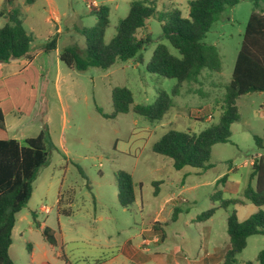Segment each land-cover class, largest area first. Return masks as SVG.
Masks as SVG:
<instances>
[{"label": "rangeland", "instance_id": "obj_1", "mask_svg": "<svg viewBox=\"0 0 264 264\" xmlns=\"http://www.w3.org/2000/svg\"><path fill=\"white\" fill-rule=\"evenodd\" d=\"M159 1L162 7L170 5L168 0ZM79 3L82 16L76 21L77 29L82 30L79 26L89 29L96 20L89 15L86 4L82 0ZM182 8L187 15L186 3H182ZM252 10V2L243 0L221 14L204 39L207 44L216 46L221 71L203 70L198 82L184 83L173 98V107L160 121L151 122L132 109L115 119L98 112L100 109L107 115L113 113L111 95L115 87H126L132 91L133 106L153 104L162 91L172 93L177 80L147 70L158 44H166L172 53L177 52L162 37L161 24L157 19H151L148 28L138 32L139 38L149 36L151 42L136 58L118 61L110 70H73L75 95L67 99L68 123L62 134L63 112L56 99L51 96L48 99L56 109L53 136L66 144L58 149H48L47 164L38 172L31 199L17 215L9 250L15 264H32L28 245L41 257H47L49 264H96L115 254L116 247H111L110 243L140 239V232L146 227L149 237L147 241L142 240L144 243L139 251L127 249L124 253L127 260L116 264H130L131 261L137 264H222L225 251L230 248L227 233L229 212L220 208L207 222L198 221L196 216L213 207L211 200L218 191L225 189V183H219L225 173L243 175L246 187L252 161L264 155V92L237 100L239 121L231 126L229 143L213 146L210 162L214 166L202 173L189 168L198 171L199 175L189 177L186 185H202L195 195L176 193L163 197L167 190L164 185L157 186L156 183L164 181L167 184L169 180L182 179L183 173L174 170L170 165L171 159L155 153L153 145L169 130L199 133L218 123ZM32 15L34 19L24 15L23 20L27 30L35 22L34 51L45 45L51 29L44 21L46 14L42 8L32 10ZM55 20L60 19L50 18L54 23ZM119 20L112 16L105 34L106 42L116 35ZM61 38L63 46H75L79 51H85L86 41L80 31L68 33L65 30ZM140 56L143 61L138 63ZM179 113L182 117L177 116ZM27 123L37 124L38 120L32 117ZM120 171L132 175L137 191L136 203L128 209L121 207L117 197L116 175ZM220 174L223 176L218 179L216 187H209V181ZM244 189L240 187L241 193L235 199L242 202L236 206L246 203ZM222 199H225L223 195ZM59 200L60 208L68 211L69 215L60 211ZM236 206H230L229 211ZM42 208L49 209V213L43 212ZM236 210L240 222L257 212L252 204ZM33 214L38 217L39 227L34 224ZM175 216L178 220L173 223ZM191 218L196 220L192 222ZM47 224L55 230L57 243L46 241L43 231ZM206 227L214 236L210 244L203 241L202 231ZM164 228L167 238L162 241ZM263 248L264 236H250L246 248L237 257V264H258L257 256ZM223 249V254L214 255L212 260L200 261V257H196L197 254L202 256L206 252L212 254Z\"/></svg>", "mask_w": 264, "mask_h": 264}, {"label": "trees", "instance_id": "obj_2", "mask_svg": "<svg viewBox=\"0 0 264 264\" xmlns=\"http://www.w3.org/2000/svg\"><path fill=\"white\" fill-rule=\"evenodd\" d=\"M243 0H190L188 15L183 16L179 8L158 5L157 0H134L130 3L128 15L116 25V35L105 41L110 27L109 8L99 6L92 10L96 24L82 30L86 48L84 52L75 46L60 50V60L72 70L85 72L91 68L107 70L118 61L136 58L151 42L138 37V32L147 28L151 19L161 24L162 37L177 51L172 53L169 46L160 43L156 46L147 66L148 72L161 77L175 79L177 84L172 93L160 92L151 105H134L133 93L126 87L112 90L114 111L111 115L98 112L106 118L115 119L119 114L134 113L151 122L160 121L173 107V98L186 82H198L203 70L220 72L221 60L216 46L207 44L204 39L212 25L228 8ZM253 4L231 80L224 96V108L217 124L199 133L180 130L167 131L154 145L153 151L171 159L175 171L186 168L208 171L214 164L210 162L213 146L227 144L231 140V126L239 121L237 100L246 95L264 92V0H249ZM32 0H28L30 4ZM6 23L0 29V63L27 57L34 41L24 27L22 9L15 0H6L0 10ZM57 40L47 42L43 50L56 49ZM143 60L141 56L138 63ZM0 129H5L4 117L0 110ZM259 142V140H257ZM260 146V145H259ZM55 147L51 142L46 124L35 138H27L24 145L15 140H0V264H15L9 250L13 243L12 233L17 215L28 204L33 194V184L39 170L47 164L48 149ZM118 201L122 208L128 209L137 198L135 183L131 174L120 171L116 175ZM224 175L219 183L226 181ZM156 185V184H155ZM219 203L200 215L198 221H207L220 208L229 212L227 233L230 248L222 264H237V257L247 246V239L253 235L264 236V155L255 160L249 176V184L244 191V200L258 208L248 219L240 222L236 210L230 206L241 204L237 199H222L217 192ZM61 201H58L59 209ZM64 214L70 213L60 210ZM43 234L46 240L54 243L48 228ZM258 264H264V248L257 256ZM249 264H253L250 262Z\"/></svg>", "mask_w": 264, "mask_h": 264}, {"label": "crops", "instance_id": "obj_3", "mask_svg": "<svg viewBox=\"0 0 264 264\" xmlns=\"http://www.w3.org/2000/svg\"><path fill=\"white\" fill-rule=\"evenodd\" d=\"M5 1L6 0H0V10L2 9ZM27 1L28 0H15L16 5L20 6L22 9V18L24 17V15H27V16H31L32 19H34V16L32 15V10L34 9L38 10V8L39 9L42 8L46 14L44 21L46 24L50 26L51 29L48 32L49 37L47 39V42L55 38L57 40V44L55 50H52L51 52H45L43 48L47 44V42L39 50L37 49L34 51L32 50L33 49L32 48L33 43H32L30 54L27 57L13 59L7 63H0V110L3 114L4 123H5V129L4 130L0 129V140H15L20 145H24V141L27 138L37 137L43 130L44 124H46L48 132L50 134L51 142L53 143L55 148L58 149L60 145L62 147H65L66 142L64 140H60V138L56 140L53 136L52 124L54 123V117H55L54 112L56 109L52 108V105L49 104L48 99L50 96L53 97L54 99L57 100V103L61 107V112H63V115H62V125L60 131L62 134L63 132H65L68 123L66 116V108L68 102L67 99H72V97L75 95L74 94L75 91L73 90L74 86L72 85V83H74L73 81L74 75L72 73L73 70L69 69L66 65H65L66 67H64L63 65L64 63L60 60V56H59L60 50L64 47H68L62 45L61 36L65 32V30L68 33H70L72 30L80 31L82 33V30L86 28H83V26H79L80 29L82 30L77 29L76 21L78 18H81L82 16V12L79 9L80 0H32L30 4H28ZM82 1L86 4V7L89 11L88 13L90 16H92L91 18L94 17L95 20L96 17L91 14L92 10L99 6H107L109 8V18L111 24L112 16H116L117 18L123 19L128 15L130 3L134 0H82ZM157 1H158V5L161 6L162 5L160 4L161 2L159 0ZM168 1L170 4L169 7L179 8L180 10L183 9L182 3L183 2L186 3V7L188 9L187 11H185V13H187L188 15V10H189L188 3L190 0H168ZM187 15L183 13V16L187 17ZM56 17L60 20L59 21L55 20L56 21L55 23L50 21V18H56ZM5 23H6V19L0 16V29L4 26ZM23 24H24V20H23ZM30 25H31L30 30H27L26 28L25 29L29 34L33 35L34 31H36L35 22H32V24ZM46 60L48 61V63ZM47 64L50 65L47 66ZM177 116L182 117V114L179 113ZM32 117H34L35 120H38L37 124L27 123V120L31 119ZM32 133H37V134L35 135ZM170 165L172 166V162ZM178 172L183 173L182 179L176 178L174 180H169L167 184H165L166 182L164 181H159L156 183L157 186L160 185L165 186L167 192L166 194L163 195V197H167L170 194L175 195L176 193L178 194L184 193L185 195L188 194L190 196L195 195L199 190L200 186H202L198 184L191 186L186 185V181L189 177L199 175L198 171L186 168ZM223 174H220L215 178H213L211 181H209L208 183L209 187H212V189H214L217 185L218 179L221 176H223ZM225 175L227 178L225 181V189L222 192L223 198L235 199L241 193L239 192L240 187H242V189L246 188L249 182L245 187V180L243 179L244 178L243 175L241 174L239 175L235 173L231 174L229 172L225 173ZM193 197L195 196H192V198ZM217 199H218L217 193L215 194L213 200H211L210 198V200L213 203V207L218 206V202L214 201ZM196 201L197 200H195L194 202ZM249 204L251 203H245L239 206L235 205L236 207H234V210H236L237 207L248 206ZM255 208L258 211V208L256 206ZM32 217L34 220V224H36V226L39 227L37 215L33 214ZM101 219L102 217H100V220ZM177 220L178 217L176 216L173 217V223H175ZM195 220L194 218H191L192 222ZM45 228H48L51 239L55 243H57L55 230L48 224ZM165 228L162 229L161 231L162 241H164L167 238ZM202 232H203L202 234L203 241L207 244L208 243L210 244L211 241L214 239L211 229H209V227H206V229L203 230ZM140 233H141L140 239L130 238L117 244H114L113 242L110 243L108 241L111 247L113 246L116 247L115 254H113L112 257H110L108 260L101 259L97 261L96 264H116V263H123V260L126 261L127 259L125 258L127 257L124 255V253H127L126 250L135 249L137 253V251H139L138 248L141 246L142 243H144V241H147L146 238L149 237L147 227L142 229ZM27 248L30 252V258L32 264H49L47 261V257H41L38 253L34 251V248H32L31 245H28ZM223 251L224 249L217 250L212 254L206 252L202 256L197 254L196 257H200V261L202 260L208 261V260H212L214 258L213 257L214 255L220 253L223 254ZM130 264H137V263L131 261Z\"/></svg>", "mask_w": 264, "mask_h": 264}, {"label": "built area", "instance_id": "obj_4", "mask_svg": "<svg viewBox=\"0 0 264 264\" xmlns=\"http://www.w3.org/2000/svg\"><path fill=\"white\" fill-rule=\"evenodd\" d=\"M256 160V159H255ZM255 160L254 161H252V166L254 165V163H255ZM42 211L43 212H45L46 214H48L49 213V209H47V208H42Z\"/></svg>", "mask_w": 264, "mask_h": 264}]
</instances>
